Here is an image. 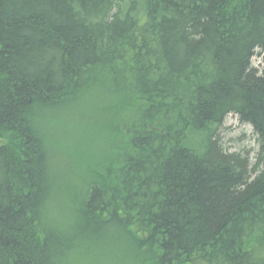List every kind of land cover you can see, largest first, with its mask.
Masks as SVG:
<instances>
[{"label":"trees","instance_id":"1","mask_svg":"<svg viewBox=\"0 0 264 264\" xmlns=\"http://www.w3.org/2000/svg\"><path fill=\"white\" fill-rule=\"evenodd\" d=\"M255 52L264 66V0H0V264H61L100 229L130 264H264ZM93 86L125 116L59 231L42 114ZM228 114L256 134L253 161L223 146Z\"/></svg>","mask_w":264,"mask_h":264},{"label":"rangeland","instance_id":"2","mask_svg":"<svg viewBox=\"0 0 264 264\" xmlns=\"http://www.w3.org/2000/svg\"><path fill=\"white\" fill-rule=\"evenodd\" d=\"M251 63L259 70L264 68L257 52L252 56ZM109 97L107 92H101L93 86L81 92L74 104L63 105L42 114V132L48 146L49 176L54 185L52 197L44 207L43 221L57 227L59 231L75 227L72 225L74 220H70L73 210L69 194L72 186L74 190L77 189L78 179L84 171L86 176L93 172L86 171L88 166H81L91 164L89 161L94 159H110L109 144L106 142L109 123L114 120L118 124V119L125 115L121 113V116L111 117ZM219 137L229 151L248 150L253 161L257 141L249 124L240 122L234 114H228L219 127ZM5 141L4 138L0 139L2 143ZM111 233V229H100L98 234H86L74 240L75 248L69 251L71 255L68 253L70 259L64 261L65 254L61 264H130L127 254L115 244L118 242L115 237L117 234H113V240ZM74 251L77 252L72 254ZM135 263L133 261L131 264Z\"/></svg>","mask_w":264,"mask_h":264}]
</instances>
